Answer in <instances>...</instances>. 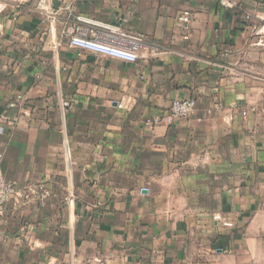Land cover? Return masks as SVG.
Segmentation results:
<instances>
[{
    "label": "crops",
    "instance_id": "obj_1",
    "mask_svg": "<svg viewBox=\"0 0 264 264\" xmlns=\"http://www.w3.org/2000/svg\"><path fill=\"white\" fill-rule=\"evenodd\" d=\"M35 3L0 0L2 173L29 191L0 264H264V0H50L51 27ZM66 8L141 36L139 59L70 48Z\"/></svg>",
    "mask_w": 264,
    "mask_h": 264
},
{
    "label": "built area",
    "instance_id": "obj_2",
    "mask_svg": "<svg viewBox=\"0 0 264 264\" xmlns=\"http://www.w3.org/2000/svg\"><path fill=\"white\" fill-rule=\"evenodd\" d=\"M77 3H84L86 0H74ZM221 5L226 6L224 1ZM42 24L51 27L57 19V11L51 6L50 0H36L33 6ZM64 9V8H63ZM66 21L71 22V26L61 33V40H67L70 48L86 51L104 57L116 59L125 63H135L138 59V53L144 46L141 36H137L125 31L120 24H103L91 21L83 15H73L70 8H66ZM181 21L184 23V39L189 38L190 16L185 14ZM60 43L52 46L57 49ZM11 104L10 107H14ZM67 102L62 103V107L67 108ZM219 109V108H218ZM196 112V101L192 98L173 100L170 106L158 115L146 117L143 119V125L146 127L164 126L169 127L175 123L190 118ZM246 116V112L241 113ZM3 155L0 153V213L6 204L15 196L24 199L28 198V190H21L16 182L7 180L2 173ZM215 221H221L218 215L213 216ZM224 227H231L229 222H223Z\"/></svg>",
    "mask_w": 264,
    "mask_h": 264
}]
</instances>
